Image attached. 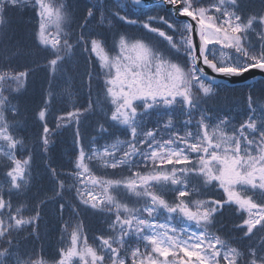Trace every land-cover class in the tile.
<instances>
[{
    "label": "snow or ice",
    "instance_id": "snow-or-ice-1",
    "mask_svg": "<svg viewBox=\"0 0 264 264\" xmlns=\"http://www.w3.org/2000/svg\"><path fill=\"white\" fill-rule=\"evenodd\" d=\"M86 7L81 21L69 0H0V264H264V0ZM29 8L39 52L8 37L7 12ZM40 53L44 63L17 70ZM76 58L87 76L86 106L73 98L66 71ZM41 67L42 130L30 138L20 135L27 117L18 97ZM252 71L258 76L245 80L239 111L214 103L225 80ZM66 103L70 111L58 107ZM66 128L74 159L60 171L49 154ZM38 150L52 184L43 197L32 191ZM56 202L67 247L52 260L32 258L27 242L41 238L44 206ZM86 212L102 218L93 243Z\"/></svg>",
    "mask_w": 264,
    "mask_h": 264
},
{
    "label": "trees",
    "instance_id": "trees-1",
    "mask_svg": "<svg viewBox=\"0 0 264 264\" xmlns=\"http://www.w3.org/2000/svg\"><path fill=\"white\" fill-rule=\"evenodd\" d=\"M70 3L73 4L74 8L78 10L79 19L82 21L83 14L87 11V0H69ZM106 2H111V0H106ZM26 10H18V9H10L6 16L9 21L7 25L8 37L13 41H19L23 46L28 47L29 49L39 52L38 49L34 46V41L32 38L33 25L28 22L25 18ZM33 13V12H32ZM134 18V17H133ZM97 19H99V12H97ZM92 27H95V22H93ZM121 31H127L129 36H133V29H121ZM43 53L35 57H29L28 60H21L20 67L17 68L18 71L24 70V67H34L32 63L29 61L35 60L36 63H44V60L41 59ZM81 67L77 64L69 65L66 69L67 73L74 78V76L78 73L83 75L84 71V62L82 59L77 58ZM95 59V58H94ZM73 68V69H72ZM59 79H57L56 86H59ZM85 82L87 84V76L85 78ZM74 89L76 90V100L79 103L87 105L89 96H88V86L85 88V92H80L79 88L76 89L74 83H72ZM241 87H226L221 90L220 98L215 100L214 102H218L220 106L226 107V103L233 101V99H239L241 101V107L243 106V96L247 90ZM48 88V70L46 68H39L33 72L28 77L26 91H24L19 97L18 101L22 110L25 112L27 117V132H22L20 135H26L28 137H32L34 132H39L42 130V126L39 125L35 120V112H38L39 107L42 106V94ZM98 90V86L93 82V98L95 96V92ZM228 103V104H229ZM225 104V105H223ZM58 107H62L64 111H70L71 106L64 104L62 106L58 105ZM57 115L60 113L57 112ZM96 117H90L89 120L94 122ZM50 127H55L54 118H49ZM83 131V129H82ZM91 129L88 131V135H92ZM55 147L52 149L50 158L52 159L53 166L57 167L60 171H67L70 168V164L68 163L70 157L74 159L73 156V129L66 128L60 130L58 135L55 137ZM23 156H27V153H23ZM46 159L45 155L42 151H37L35 158L32 162V171L37 179L34 181L35 187L32 189L33 192L39 191L41 197H43L44 193L51 195V181L48 178L47 169L44 167V160ZM98 175H103V170L96 169ZM126 174V172H125ZM111 178H119L120 173H109ZM65 199H71V196L66 194ZM59 203H48L44 206L43 211V219L40 221V239L27 242V250L32 252V258H37L39 256H43L47 260H52L55 258V253L59 247H67V243L60 244L59 241L62 238L61 225L64 221L59 219ZM64 219L69 220V212L65 210ZM84 224L86 226V234L89 237V243H93L92 237L95 235H99V229L101 228L100 220L101 217H97L93 215L91 212L84 213L82 217ZM227 216H225V222H230ZM75 218H72L71 223H75ZM71 228H69V231ZM42 249V250H41Z\"/></svg>",
    "mask_w": 264,
    "mask_h": 264
},
{
    "label": "rangeland",
    "instance_id": "rangeland-1",
    "mask_svg": "<svg viewBox=\"0 0 264 264\" xmlns=\"http://www.w3.org/2000/svg\"><path fill=\"white\" fill-rule=\"evenodd\" d=\"M26 15H25V18H26V20L28 21V22H30V23H32V25L35 23V20H34V18H33V13H32V10L29 8V9H27L26 10ZM114 54V53H113ZM77 59V58H76ZM93 59H94V57H93ZM78 60V59H77ZM75 64H77V63H73L72 65H73V68H74V65ZM79 66L81 67V63H80V61H79ZM97 67H98V65H97ZM72 68V69H73ZM72 77V76H71ZM85 78H86V75H80V73H78V74H76L75 76H74V78L72 77V79L70 80V84H71V87H72V90H73V98L74 99H76V90L74 89V86H73V84L72 83H74L75 84V86H76V89L78 90V88L80 89L79 91L80 92H85V88H86V86H87V84H86V82H85ZM60 82H59V86H58V90L59 89H62L65 85H64V82L62 81V80H59ZM94 83H96L95 81H93ZM245 88V87H244ZM245 90H247V89H245ZM215 104H217V105H219L218 104V102H214ZM229 102H227L226 104V107H232L233 109H235L236 111H239L240 110V108H241V101L239 100V99H233V101H230V103L228 104ZM68 106H71L70 104H68V103H66ZM223 105H225V104H223ZM237 119L238 120H241V119H243V117H241V116H238L237 117ZM150 127L152 126V125H149ZM101 143H103V142H101ZM226 216H227V218H228V220H230V216L228 215V214H226ZM237 222H239V221H237Z\"/></svg>",
    "mask_w": 264,
    "mask_h": 264
},
{
    "label": "water",
    "instance_id": "water-1",
    "mask_svg": "<svg viewBox=\"0 0 264 264\" xmlns=\"http://www.w3.org/2000/svg\"><path fill=\"white\" fill-rule=\"evenodd\" d=\"M209 72H210V70H209ZM253 76H258V73L256 71H252L245 78L225 80V83L228 86L243 85V84H245V80H247L248 82H251Z\"/></svg>",
    "mask_w": 264,
    "mask_h": 264
}]
</instances>
